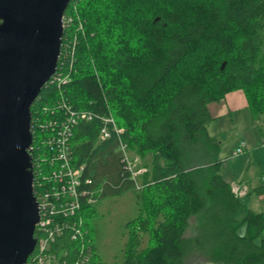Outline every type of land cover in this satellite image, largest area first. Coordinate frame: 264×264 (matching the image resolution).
Listing matches in <instances>:
<instances>
[{"label": "trees", "instance_id": "1", "mask_svg": "<svg viewBox=\"0 0 264 264\" xmlns=\"http://www.w3.org/2000/svg\"><path fill=\"white\" fill-rule=\"evenodd\" d=\"M65 18L72 21L57 69L65 82L46 84L32 106V155L46 158L34 177L50 175L44 141L59 126L49 125L67 106L87 112L92 119L73 126L70 151L88 195L77 217L56 215L45 264H83L77 229L92 251L88 264H106L87 213L136 190L120 139L148 169L122 264H264V214L220 176L218 141L206 128L208 105L238 90L256 118L264 114V0H73ZM109 115L124 133L101 141ZM36 255L28 264H38Z\"/></svg>", "mask_w": 264, "mask_h": 264}, {"label": "water", "instance_id": "2", "mask_svg": "<svg viewBox=\"0 0 264 264\" xmlns=\"http://www.w3.org/2000/svg\"><path fill=\"white\" fill-rule=\"evenodd\" d=\"M73 0H0V264L35 252L32 106L55 74Z\"/></svg>", "mask_w": 264, "mask_h": 264}, {"label": "built area", "instance_id": "3", "mask_svg": "<svg viewBox=\"0 0 264 264\" xmlns=\"http://www.w3.org/2000/svg\"><path fill=\"white\" fill-rule=\"evenodd\" d=\"M71 21V18L66 19L64 16V32L67 24ZM63 78V75L57 73L56 70L55 74L51 77L47 84L49 82L63 83ZM59 106H67V104L64 102H59ZM67 110H69V112L63 118L64 120L62 119L63 121L60 120L62 122L55 121V123H51L49 125L59 126L57 134L44 141L45 148L48 147L50 149V175L46 178H43L42 182L39 181L37 183H35L34 177V194L39 205V223L37 224L35 233L37 245L33 254H37L34 260L38 262V264L47 263L44 254L47 253V251L55 241L56 235L52 227L55 224V220L59 217L56 215L62 214L66 218L77 217L82 209L81 199L82 197H86L88 195L85 190H81L84 167L82 166L80 168H75L72 165L70 141L73 135V126H76L81 120H91L92 116L87 112L74 113L68 106ZM123 133L124 129L119 128L113 115L102 118V127L99 136L101 141L111 139L113 134L121 136ZM119 149L122 153L126 168L131 175V179L136 184V188L138 190H142L144 188V185L141 183L142 177L147 173L148 169L143 165L142 159L138 155L131 153L129 151L128 145L121 139L119 143ZM33 150L34 149L31 146V155L33 153ZM245 152L246 145L243 144L235 151L233 156L237 157L244 154ZM45 161L46 158L42 157V155H39L38 159H34L33 157V170L36 171V167H40L41 163ZM86 183L89 184L90 180H87ZM232 190L237 196L241 198L244 196V192L240 191L237 187H233ZM89 202H92V200H89ZM56 228L58 227L56 226ZM73 237H79V239L81 240L83 254H86L83 264H88L92 251L87 244L84 234H82L80 229H77V234H75ZM84 249L87 250V252H85Z\"/></svg>", "mask_w": 264, "mask_h": 264}, {"label": "crops", "instance_id": "4", "mask_svg": "<svg viewBox=\"0 0 264 264\" xmlns=\"http://www.w3.org/2000/svg\"><path fill=\"white\" fill-rule=\"evenodd\" d=\"M208 134L218 141L220 176L244 192V203L264 214V114L256 118L242 90L208 105ZM243 144L246 152L234 157Z\"/></svg>", "mask_w": 264, "mask_h": 264}, {"label": "rangeland", "instance_id": "5", "mask_svg": "<svg viewBox=\"0 0 264 264\" xmlns=\"http://www.w3.org/2000/svg\"><path fill=\"white\" fill-rule=\"evenodd\" d=\"M142 163L145 165L143 160ZM149 163L150 158L146 160V164ZM140 191L136 188L122 195L103 198L97 203L96 210L87 213L88 227L93 230L92 237L98 246V254L106 264L123 263L128 240L125 226L139 214ZM147 243L148 237H145L142 248H145Z\"/></svg>", "mask_w": 264, "mask_h": 264}, {"label": "flooded vegetation", "instance_id": "6", "mask_svg": "<svg viewBox=\"0 0 264 264\" xmlns=\"http://www.w3.org/2000/svg\"><path fill=\"white\" fill-rule=\"evenodd\" d=\"M34 171V170H33Z\"/></svg>", "mask_w": 264, "mask_h": 264}]
</instances>
